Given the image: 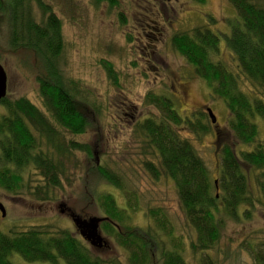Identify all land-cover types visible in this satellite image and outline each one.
<instances>
[{
  "label": "trees",
  "instance_id": "obj_1",
  "mask_svg": "<svg viewBox=\"0 0 264 264\" xmlns=\"http://www.w3.org/2000/svg\"><path fill=\"white\" fill-rule=\"evenodd\" d=\"M91 1L117 9L118 20L122 24L127 21L118 0ZM228 1L234 13L227 21V34L202 25L177 31L169 40L192 75L205 82L210 97L226 106V126L218 128L216 135V172L209 170L190 139L181 135V130L196 136L210 133L205 112L184 115L181 111L183 116L172 98L147 92L144 103L157 117L139 118L133 124L141 144L146 151L151 149L156 159L144 163L149 177L155 181L166 178L174 186L188 228V248L194 255H203L200 264H217L208 253L218 246L227 219H249L257 205L264 207V142L259 140L254 123L255 118L264 119V1ZM208 20L215 22H210L209 15ZM1 26L7 33L8 51L31 52L41 71L35 78V101L27 97L0 101V188L17 195L27 190L40 203L51 201L55 191L63 189L62 179L68 182L64 163L71 154L83 153L103 181L101 187L91 188L88 200L102 213L100 218L107 219L100 223L101 230L124 255L107 259L68 229L51 231L37 226L0 231V264H13L10 258L14 255L28 264H187L185 238L162 207L146 210V227L133 225L132 217L140 205L134 194H125L122 178L98 164L84 143L61 139L59 129L76 136L85 134L87 115L97 128L104 108L98 98L91 99L64 74L60 65L62 22L51 6L43 0H0ZM219 37L230 51L229 61L217 59ZM101 64L110 83L118 88L119 74L113 64ZM125 105L114 106L115 113ZM131 116L135 118V112ZM27 168L37 172L43 185L30 187L24 181L20 173ZM110 188L122 192L125 205L118 204ZM246 251L253 264H264V242L253 241Z\"/></svg>",
  "mask_w": 264,
  "mask_h": 264
},
{
  "label": "rangeland",
  "instance_id": "obj_2",
  "mask_svg": "<svg viewBox=\"0 0 264 264\" xmlns=\"http://www.w3.org/2000/svg\"><path fill=\"white\" fill-rule=\"evenodd\" d=\"M43 1L51 6L62 22L64 47L60 65L64 74L77 82L91 99L98 98L104 108L97 121V128L87 115L85 134L76 136L59 129L61 139H77L84 143L91 149L98 164L111 168L122 178L125 194H134L140 205L132 217L133 225L146 227L149 223L145 217L146 210L154 206L162 207L185 238L186 250L183 256L187 264H200L203 255H194L188 248V228L179 209L174 186L166 178L161 177L155 181L149 177L144 163L156 159L151 149L146 151L145 145L141 144L133 131V124L139 118L157 117L152 107L144 103L147 92L165 94L172 98L181 115L193 111L205 112L211 126L210 133L196 136L181 130V135L190 139L209 170L213 174L216 172V135L218 128L226 126V106L223 101L210 97L205 82L192 75L190 67L171 48L169 40L177 31L202 25L208 26L213 32L219 30L227 34V21L234 13L232 6L228 0H205L203 4L194 0H118L127 19L122 24L118 20L117 9H110L107 4L95 5L91 0ZM208 15L212 18L210 22L215 21L213 24L208 23ZM6 35L1 26L0 64L7 75V97H27L35 101V78L41 71L38 61L29 51H8ZM219 40L220 44L225 42L223 37H219ZM230 56V51L222 43L217 59L226 62ZM102 61L112 63L119 74L118 88L106 77ZM122 102L127 106L115 113L114 106ZM208 108L215 117L214 124L208 117ZM133 112L135 118L130 117ZM255 119L258 138L264 142V119ZM92 164L83 153L71 154L68 162L64 163L68 182L62 179L63 189L55 191V198L45 203L36 201L27 190L17 195L0 188V205L4 209V216L0 211V231L18 232L42 226L51 231L68 229L73 236L82 240L68 214L74 213L83 219L102 216L88 200L91 188L103 184L93 171ZM20 174L30 187L43 185L33 168H27ZM108 191L118 204L125 205L122 192L113 188ZM239 219L241 221H225L226 226L218 246L214 252L208 253L215 263L253 264L246 250L253 241L264 242V207L257 205L251 218ZM102 236L107 243L100 249H94L82 241L104 258H123L124 253L112 239L103 231ZM10 259L13 264H28L17 255Z\"/></svg>",
  "mask_w": 264,
  "mask_h": 264
},
{
  "label": "water",
  "instance_id": "obj_3",
  "mask_svg": "<svg viewBox=\"0 0 264 264\" xmlns=\"http://www.w3.org/2000/svg\"><path fill=\"white\" fill-rule=\"evenodd\" d=\"M6 94L7 76L3 66L0 64V101L6 97ZM208 114L211 119V123L214 124L215 118L210 109H208ZM0 211L2 216H4V209L1 205ZM69 217L80 237L83 240L87 241L92 248L100 249L103 245L107 243L106 239L102 236L100 231V223L107 219L100 217H90L88 219H83L74 213L69 215Z\"/></svg>",
  "mask_w": 264,
  "mask_h": 264
},
{
  "label": "flooded vegetation",
  "instance_id": "obj_4",
  "mask_svg": "<svg viewBox=\"0 0 264 264\" xmlns=\"http://www.w3.org/2000/svg\"><path fill=\"white\" fill-rule=\"evenodd\" d=\"M151 25H147V27H150ZM7 83H8V80H7ZM7 90H8V88H7ZM71 214H73V213H69V215H71ZM85 241V240H84ZM85 242H87V241H85Z\"/></svg>",
  "mask_w": 264,
  "mask_h": 264
}]
</instances>
